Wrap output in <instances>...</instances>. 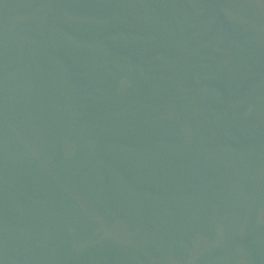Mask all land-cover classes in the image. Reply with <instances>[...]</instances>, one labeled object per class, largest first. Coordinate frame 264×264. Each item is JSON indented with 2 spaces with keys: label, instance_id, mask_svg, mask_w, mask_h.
I'll list each match as a JSON object with an SVG mask.
<instances>
[{
  "label": "rangeland",
  "instance_id": "374dc122",
  "mask_svg": "<svg viewBox=\"0 0 264 264\" xmlns=\"http://www.w3.org/2000/svg\"><path fill=\"white\" fill-rule=\"evenodd\" d=\"M34 6L41 23L28 33ZM208 12L207 0H0V132L16 138L0 145L15 153L10 177L0 175V229L45 246L51 259L36 264H66L77 245L66 234L78 230L95 239L88 264H264V77L238 102L239 121L235 110L229 124L201 110L206 87L189 84L181 50L199 23L187 18ZM213 28L209 43H226ZM249 29L227 42L237 72L264 59V33ZM76 57L99 78H79ZM115 212L132 234L106 229Z\"/></svg>",
  "mask_w": 264,
  "mask_h": 264
},
{
  "label": "trees",
  "instance_id": "16d2710c",
  "mask_svg": "<svg viewBox=\"0 0 264 264\" xmlns=\"http://www.w3.org/2000/svg\"><path fill=\"white\" fill-rule=\"evenodd\" d=\"M207 1L209 2V12L204 19H195L193 16H189V18H187V22L195 20L199 21V23H197V26H193L192 24V26L195 28L187 26L191 33L187 34L184 39L187 40V43H189L188 45L187 43H185V47L181 50V52L188 57L190 66H194L192 67V70H195V76H191L193 81H191L189 84H191L193 88H196V86L200 85L202 87H206L203 95L205 97L204 100L208 101L206 104H200L199 107L201 108V110L210 112L211 116H219V119H214L215 123L220 122L223 124H229L232 120L225 119V115L229 116V113H231L232 110H235L237 111L236 121H239L237 120V118H241V113L237 117L238 111L242 112L243 109L242 107H240V105H238V102L241 100H245V98L248 97V91L252 88L256 76L264 77V59L259 64H257V66L247 64V68L245 70L237 72L235 69V63H237L236 59L228 58V55L229 53H232V50L231 47H229V49L227 48V42L229 43L228 46H230V43L240 44L245 42L236 38L237 36L235 37V35L233 34L235 30L236 34H239V32L244 28H250L257 34H260L262 32L264 33V27L262 26V22L264 21V0ZM240 1L247 2L239 3ZM214 3H219V6L221 7L219 14H214L213 16L215 19H217L216 22L213 21V17L211 16L212 4ZM21 8L17 11H20ZM249 12L252 13L251 16L249 15ZM173 16L178 15L174 14ZM229 21H232V25ZM23 23H25L24 28L28 33L37 30L38 26L41 23V8H38L37 6L30 8L27 14V19H24ZM212 24L214 25V27L216 26L218 28L219 33L225 36V38L227 39L226 43H222L223 41L209 43L208 38L210 35V31L214 30ZM248 35L249 37H251L252 33L249 32ZM249 42H251L252 44L254 43V41L252 40H249ZM195 43L202 44L204 49L196 51L193 48V44ZM258 44L259 42H255L256 47L258 46ZM32 45L33 42L29 46ZM36 47L39 48V46ZM31 48L34 49V47ZM251 49L257 50L255 47H252ZM157 50H161V52L163 51L159 48H157ZM221 57H223V59ZM229 60H233L234 64L231 65L230 62H228ZM170 62L171 61L168 60L167 64H170ZM74 66V70L77 76L82 80L87 78V76L93 78L94 75L87 71V66L81 59V57H76ZM174 69L177 71L179 67L176 66L174 67ZM222 71L224 73H222ZM37 72L40 75V71L37 70ZM37 72L33 70L31 72V75L33 77H36ZM232 75L240 79V82L236 81L235 79L229 80L230 76ZM97 78L99 77L94 76V79ZM237 83H239L240 87H238ZM39 86L40 90H37V92H35L32 97L34 105L33 107L35 109H37L36 106L41 107V79ZM0 106L3 107L2 105ZM0 121H2V119H0ZM9 122L13 126L12 130H14L17 135V132H19L22 128L21 119L17 117L15 122L10 120ZM1 133L2 132H0V145H6V147H9V145H12L14 143L16 138L7 141L5 137L1 135ZM68 144L70 143L66 142V145H61L62 155L65 159L71 158L73 153V150ZM14 155L15 153L12 152L11 149L8 150L7 153H3L2 151L0 153V175L5 178H9L11 175L12 167L8 164V162L14 157ZM6 188H9V186L0 187V195L5 193ZM124 222L125 219L121 218V214L115 212V216L111 218L110 222H108L105 227L114 235H117L119 233L125 235H128L129 233L132 234V229L128 230L127 228L130 226L127 225V223L125 225ZM7 227L8 224L6 223L5 226L0 229V238L9 240L4 241L10 253L9 264H36L37 261H40L38 259L39 256L42 258L41 260H43L44 263L51 259L48 249L45 246L33 244L32 236L28 237L25 235L23 237L22 232L21 235L20 233L19 235L16 233L9 235V233L6 231ZM123 228H125V230L124 232H121ZM117 229H120V232L117 231ZM84 234L85 232H82L80 230H78V233L76 235H72L71 232L66 234L67 239H73L77 242V245H74L76 246V248H70L67 250L66 264H68V259L70 258H73L75 261H77V264H79L80 262H85L88 259L90 255L89 247L92 246L91 242L95 241V239L88 238L86 239V241H82L84 238ZM50 235L52 236L51 233ZM89 262L90 261L87 260L85 263L88 264Z\"/></svg>",
  "mask_w": 264,
  "mask_h": 264
}]
</instances>
